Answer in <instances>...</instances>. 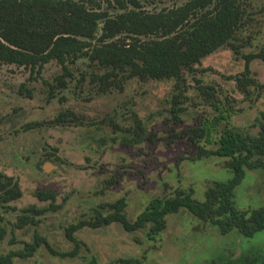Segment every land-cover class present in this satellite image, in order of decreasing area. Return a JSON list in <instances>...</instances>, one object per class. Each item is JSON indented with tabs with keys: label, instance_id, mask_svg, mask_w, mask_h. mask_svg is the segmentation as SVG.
Listing matches in <instances>:
<instances>
[{
	"label": "rangeland",
	"instance_id": "374dc122",
	"mask_svg": "<svg viewBox=\"0 0 264 264\" xmlns=\"http://www.w3.org/2000/svg\"><path fill=\"white\" fill-rule=\"evenodd\" d=\"M82 1L109 14L120 9L114 0ZM182 1L138 3L155 10ZM239 1L242 23L230 38L239 50L218 45L191 68H182L181 80L131 75L119 79L120 87L111 83L100 89L90 72L103 67L78 56L67 61L72 74L64 75L66 83L50 92L48 83L61 70L54 58L38 71L0 60V170L13 176L21 190L7 206L0 202V253L20 248L33 232L50 248L69 250L74 240L65 227L97 211L105 213V201L123 196L124 214L132 219L153 195L190 186L192 195L202 198L211 180L231 175L226 156L189 158L195 147L181 132L216 111L211 98L197 90V79L212 84L220 105L230 109L211 129L210 139H200L205 146L217 143L223 124L255 134L258 120L264 119V61L248 62L253 82L246 84L247 91L234 77L243 65L240 52L264 48V0ZM135 117L142 124L138 140L131 139ZM36 189L53 190L52 199L38 198ZM262 202L263 168L245 167L232 203L250 208ZM28 204L35 210L21 209ZM22 212L34 221L17 225ZM147 224L129 230L118 220L83 224L71 232L77 240L72 254L60 255L40 242L31 254L13 255L11 264H121L118 257L129 256L134 259L127 264H241L244 255L264 248V227L248 235L235 227L220 233L215 224L184 207L168 212L165 226L153 235L146 233Z\"/></svg>",
	"mask_w": 264,
	"mask_h": 264
},
{
	"label": "trees",
	"instance_id": "16d2710c",
	"mask_svg": "<svg viewBox=\"0 0 264 264\" xmlns=\"http://www.w3.org/2000/svg\"><path fill=\"white\" fill-rule=\"evenodd\" d=\"M114 1L120 9L109 14L105 9L87 6L82 0H0V60L28 65L30 70L38 71L43 62L54 58L61 70L54 76L55 81L48 83L51 92L55 86L66 83L64 75L72 74L67 61L78 56H86L89 62L103 67L101 72H90V78L97 81V87L106 89L111 83L120 87L119 79L131 75L172 76L181 80L182 68H191L218 45L228 43L235 52L239 50L236 42L230 40L242 23L239 0H183L155 10L143 8L138 0ZM99 22V32L94 35ZM240 55L243 65L234 77L236 84L247 91L246 84L253 82L248 62L252 58L264 61V48L242 51ZM196 87L205 98H211L210 104L216 111L181 132L186 133L195 147L188 157L226 156L224 164L231 170L227 179L211 180L203 189L202 198L194 197L190 186H177L171 192L153 195L132 219L124 214L123 196H117L103 202L108 207L105 213L97 211L92 217L78 219L65 227L66 235L74 240L73 248L54 250L42 235L33 232L32 239L24 241L20 248L0 253V264H11L13 255L31 254L40 242L60 255L72 254L77 240L71 232L83 224L96 226L118 220L129 230L147 222L146 233L150 236L165 226V215L179 207L209 220L220 233L235 227L248 235L264 227V202L250 208H237L232 203L233 188L244 168L261 166L264 171V119L258 120L255 134L223 124L217 143L205 146L200 139L209 140L211 129L227 118L230 109L220 105L212 84L197 79ZM134 120L131 139L138 140L142 124L138 117ZM20 193L17 180L0 170V202L7 206L6 201ZM34 194L40 199H52L53 190L36 189ZM21 209L35 210V207L28 204ZM26 221L34 219L24 212L17 216V225ZM133 259L118 257L121 264ZM241 264H264V248L244 255Z\"/></svg>",
	"mask_w": 264,
	"mask_h": 264
}]
</instances>
